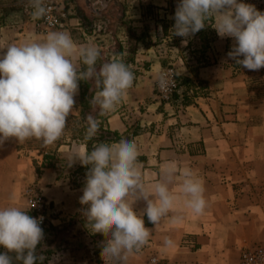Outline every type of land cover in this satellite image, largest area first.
I'll return each mask as SVG.
<instances>
[{
	"label": "crops",
	"instance_id": "obj_1",
	"mask_svg": "<svg viewBox=\"0 0 264 264\" xmlns=\"http://www.w3.org/2000/svg\"><path fill=\"white\" fill-rule=\"evenodd\" d=\"M150 1L158 7L160 18L169 19L163 21L175 23L178 0ZM143 16L141 13L140 17ZM163 21L156 19L153 28L145 25L137 29L146 33L149 43L132 37L135 40L132 59L140 65L141 73L117 109L107 113L108 125L120 134L121 139L131 135L128 140L137 145L138 161L147 183L159 180L162 168L169 162L178 169H192L203 184L206 208L202 214H194L181 197L176 210L156 227L144 215L145 227L152 230L149 241L139 251L140 254L121 264H145L148 256L152 255L163 256L174 264H225L240 240L250 236L264 240V98L256 99V92L248 87L250 75L244 73L233 60L218 59L217 63L193 69L178 58L175 66H178L179 73L206 82L208 94L182 111L177 110L174 104L162 102L156 94V82L167 61L158 56L155 43L159 40ZM212 22L214 27V20ZM57 31L70 34L77 46L93 45L86 38L82 42L74 39L70 28ZM47 34L28 27L21 31L16 27L3 28L0 25V55L6 53L10 45L40 42L46 39ZM195 36L179 38L176 50L181 52L186 46L190 50L201 48V43L196 47L199 36ZM185 39L187 44L182 43ZM233 43L231 37L221 38L214 28L211 44L216 50L231 49ZM77 63L82 68V63ZM79 96L80 87L74 98V114L79 108ZM133 128H139L140 132L130 134ZM85 150L84 143L71 136L68 140H61L52 149V154L54 159L69 165V158L75 152ZM14 158L28 169L35 167L34 159H20L18 151L9 147L5 140L0 144V174L5 160ZM38 161L43 163L44 155ZM71 165L81 164L76 161ZM42 170L44 173L39 174L38 187L56 206L59 212L57 223L64 225L85 208L79 202L80 196L73 194L79 188L60 177L56 168ZM181 183L178 173L170 185L171 190L178 194ZM8 206L23 210L21 204H0V208ZM133 208L138 213L142 212L146 201H136ZM175 215L182 216V221L173 223L171 217ZM72 232L69 239L76 241V247L62 249L48 264L94 263L95 234L80 221L75 222ZM166 236L174 241L173 247H164ZM101 261L113 264L107 258Z\"/></svg>",
	"mask_w": 264,
	"mask_h": 264
},
{
	"label": "clouds",
	"instance_id": "obj_2",
	"mask_svg": "<svg viewBox=\"0 0 264 264\" xmlns=\"http://www.w3.org/2000/svg\"><path fill=\"white\" fill-rule=\"evenodd\" d=\"M33 19L47 14L43 0H30ZM174 35L189 38L204 29L209 20L221 37L234 41L228 57L248 70L264 68V12L243 0H178L174 15ZM185 39L182 43L187 44ZM101 57L92 44L77 46L70 34L52 31L40 42L10 45L0 55V144L9 138L18 142L31 139L51 145L60 139L67 118L74 109L79 81H92L96 93L90 103L99 115L114 112L133 86L134 73L122 58L114 57L97 69ZM85 67L80 68L77 62ZM86 140L99 130L100 121L88 117ZM134 141L99 142L90 151L75 152L69 165L79 161L88 167L80 204L92 233L105 237L101 257L121 264L129 255L138 253L150 238L144 215L155 227L176 210L183 197L185 206L194 214L206 208L204 187L192 169L167 163L160 179L147 183L138 161ZM179 173V193L170 185ZM146 201L142 212L134 211L136 201ZM183 219L171 217L173 223ZM42 217L34 218L16 206L0 208V264H43L37 247L44 239ZM165 248L174 246L164 237Z\"/></svg>",
	"mask_w": 264,
	"mask_h": 264
},
{
	"label": "rangeland",
	"instance_id": "obj_3",
	"mask_svg": "<svg viewBox=\"0 0 264 264\" xmlns=\"http://www.w3.org/2000/svg\"><path fill=\"white\" fill-rule=\"evenodd\" d=\"M111 1L113 0H43L44 5L54 2L59 7L63 6L64 12L66 14L67 24L64 29L70 28L73 32L74 39L77 41L82 42L83 39L86 38L88 43L92 42L93 45H98L101 52V57L112 60L115 57L114 53L120 52V47H122V52L118 54L117 57L122 58V60L134 73V86L141 71L140 65H138V63L135 64L132 59L135 51V40L132 39V37H137L142 42L147 43L149 40L146 39V33H144V31L139 32L137 29L142 28V26L145 25L148 27L152 26L153 28L156 19H159V21L169 19H167V17L160 18L159 16H161V13L158 12V7L150 0H115L120 2L126 10L124 23L121 24L118 20H116V23L113 25V27H110L113 23L112 18L105 14L104 11L109 7ZM87 11L93 14H89V16L87 15L88 20H82L81 17L87 13ZM260 11L264 12V10ZM32 12L33 9L31 7L30 0H0V25L3 28L12 29L13 27H16L21 31L28 27L32 28L36 32L44 34L52 31L62 30H46L42 23V18L33 19ZM110 12L112 15L118 12V18H121L120 16L122 10L120 8L114 6ZM141 13L144 15L143 17H140ZM207 23L208 24L204 29L196 33V36H199H197L199 43L196 45V47L200 46L201 43V48L190 50L186 46L181 52L176 50V46L179 44L178 39H183L185 37L174 35L173 23L163 21V23L161 22L160 24V26L163 25V28L161 29L159 40L155 43L157 44L158 50L156 53L158 56L164 58L165 61H167L165 68L174 66L179 74L181 89L175 96L173 102L170 103L174 104L176 106L175 108L179 111H182L188 105L195 104L198 99L205 97L208 94L209 86L206 82L194 80L181 75L177 69L178 66H175V61L178 60V58L183 59L187 66L191 68L193 67V69L217 63L218 59L220 61L223 58L232 60L227 55L231 49L218 51L212 46L211 42L214 38L213 22L212 20H209ZM196 36L194 38H196ZM127 37H129V39H127ZM124 50L126 51L125 55H123ZM241 68L244 73L250 75L248 87L256 92V99H263L264 68L256 71L248 70L243 67ZM184 79H188V81ZM77 106L79 107L77 109V114L70 113L69 117L67 118L66 129L62 137L55 143L51 145H44L41 141L36 139L18 142L15 138H9L6 140L7 145L18 151V157L20 159H34L38 162V165L41 166L42 163H39L38 161L41 155L51 154L53 156L54 154H52V149L56 148L61 140H68L71 138V136L77 134L75 130L80 128V126H77L74 118H81V107L79 103ZM178 129L181 130L180 128ZM138 132H140L139 128H133L130 134H135ZM129 138H131V135L124 136V139L128 140ZM54 157L52 160H50V162L55 165L60 177L65 178L67 181L69 180L71 185V180L75 178V171L79 165L69 166L62 161L60 162L57 160V158L54 159ZM14 160L6 159L2 165V173L0 174V204H21L20 207H22L23 210L28 211V214L33 217L35 213L30 206L31 200L36 198H41L44 200L45 204H47L45 212L47 222L42 227L44 231V239L37 247V255L46 258L48 257V252H50V260H53V258L62 249H73L76 247V241L69 239L73 233L72 229L76 221L82 222L88 228L90 227L86 224V220L82 212L74 216L64 225L57 223L56 220L59 212L56 206L54 207L53 201H50L42 193L43 191L38 187L40 176L37 173L36 167H30L28 169L24 165H21L19 160H16V158H14ZM41 173H44V171L42 170ZM84 186L85 183L81 188L77 189V192H74L73 194H78L81 197ZM62 187L63 185L61 188ZM95 236V246L93 247L95 253L92 256V261L94 262L93 264H98L95 263V261L102 259L101 249L105 237L100 233H95ZM258 238L260 237L250 236L245 240L243 239L237 242L235 248L229 253L225 264H238L241 250L246 245L260 244L264 246V240ZM0 251H4V249L0 248ZM138 254L140 253L138 252L129 255L127 260L136 257ZM155 256H157L162 262H165L166 264H174L172 261L163 256ZM150 258L151 256H148L145 264H147ZM17 263L19 264V262Z\"/></svg>",
	"mask_w": 264,
	"mask_h": 264
},
{
	"label": "trees",
	"instance_id": "obj_4",
	"mask_svg": "<svg viewBox=\"0 0 264 264\" xmlns=\"http://www.w3.org/2000/svg\"><path fill=\"white\" fill-rule=\"evenodd\" d=\"M116 6L122 10L121 13V18H118V12H116L114 15L111 14V9ZM126 10L124 9V6L115 0L111 1L109 4V7L104 11L105 14H107L109 17L112 18V24L110 27H113V25L116 23V20H118L121 24L124 23V16H125ZM92 15L93 13L87 11L81 19L82 20H88V16ZM88 15V16H87ZM136 39H139L136 37ZM121 50L120 52L114 53L115 57L118 56L122 52V47H120ZM111 60L105 59L103 57L100 58L99 62L97 63L96 67L99 69L100 65L104 62H109ZM85 67L82 64V68ZM188 81V79H184ZM79 87H80V96H79V105L81 107V118H74L76 121L77 126H80V128L76 129L75 134L73 136V139L79 140L84 143L86 146V150L90 151L93 147L94 144L99 143V142H104V143H115L119 142L121 140V136L118 132H114L110 129L108 125V115H99V108L96 106H93L90 101L92 100V97L98 91L96 89L94 82L92 81H79ZM92 116L97 118L100 121V127L96 135L91 139V140H86V129L88 126V117ZM78 135V136H76ZM54 156L51 154H44V162L42 163L41 166L38 165V162L34 160V166L36 167L37 173L41 174V171L43 168H55V165L50 162V160L53 159ZM88 171V167L79 165L76 168L75 171V178L71 180V183L74 187L76 188H81L86 180V172ZM81 179V180H80ZM53 228V227H52ZM50 252H48V257L44 258L43 264H48L50 261ZM98 264H103V261L97 260Z\"/></svg>",
	"mask_w": 264,
	"mask_h": 264
},
{
	"label": "built area",
	"instance_id": "obj_5",
	"mask_svg": "<svg viewBox=\"0 0 264 264\" xmlns=\"http://www.w3.org/2000/svg\"><path fill=\"white\" fill-rule=\"evenodd\" d=\"M245 3L253 4L258 10H264V0H243ZM47 8V14L42 17V23L46 30L64 29L66 27V14L64 7H59L56 3L50 2L44 5ZM181 89L179 74L174 66L166 67L156 84V94L164 103L173 102L175 96ZM46 205L44 200L36 198L31 200V208L34 218L42 217L41 227L47 222ZM147 264H166L157 256L152 255ZM239 264H264V246L260 244L246 245L242 248Z\"/></svg>",
	"mask_w": 264,
	"mask_h": 264
},
{
	"label": "water",
	"instance_id": "obj_6",
	"mask_svg": "<svg viewBox=\"0 0 264 264\" xmlns=\"http://www.w3.org/2000/svg\"><path fill=\"white\" fill-rule=\"evenodd\" d=\"M89 1V0H88Z\"/></svg>",
	"mask_w": 264,
	"mask_h": 264
}]
</instances>
